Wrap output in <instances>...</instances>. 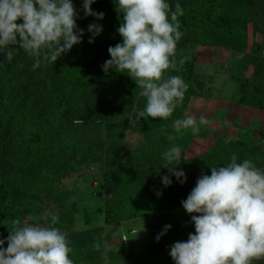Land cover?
Masks as SVG:
<instances>
[{"label": "trees", "instance_id": "16d2710c", "mask_svg": "<svg viewBox=\"0 0 264 264\" xmlns=\"http://www.w3.org/2000/svg\"><path fill=\"white\" fill-rule=\"evenodd\" d=\"M72 2L81 3L83 8V0ZM166 2L172 10L176 3L181 5L183 15L178 19L183 35L176 47L177 70L169 69L165 76H180L188 84V90L182 104L167 121L141 118L132 126L143 135V142L132 150H121V138L128 118L144 109L146 98L129 75L114 69L105 73L102 68L105 61L111 59L109 46L123 42L117 31L123 14L117 12L115 0H96L91 5L94 12L104 13L102 20L85 16L83 9L76 21L77 31L84 30L82 42L63 53L54 64L42 56L40 66L33 69L35 57L17 48L12 60L0 65V220L27 216L31 222L44 225L50 224L51 216L56 215L59 221L55 227L70 226L68 212L63 210L66 197L57 184L75 173L82 164L99 161L103 187L107 191L102 209L104 221L119 223L151 216L149 251L134 259L138 264H175L169 255L179 236L175 209L183 208L182 201L195 187L197 179L201 175H210L211 166H225L233 154L238 162L250 159L257 168L264 169V155L251 150L254 148L247 140L239 139L229 144L217 143L211 151L195 157H183L178 166H172L186 174L183 184L162 166L166 162L159 161L169 137L176 133L170 125L175 119L182 118L190 96L201 94L203 83L195 67V50L199 47H223L230 51L240 47L242 75H231L237 83L236 101L264 110V46L255 41L249 43L246 29L248 23H258L264 38V0ZM90 24L102 27L93 43H89ZM181 59L184 60L182 66L179 64ZM24 65L30 66V77L34 81L43 83L38 92L28 90L24 94L21 90L24 81L19 70ZM100 91L104 95L99 98L106 100L111 117L105 138L85 142L60 136L53 126V118L63 111L69 94ZM94 98L99 99L98 96ZM187 146L183 144V148ZM132 161L142 163L132 168ZM165 175L172 180L169 186L162 183ZM54 208H58L60 214L52 213ZM33 217H47L48 220H34ZM82 218L89 225L96 220V214L85 211ZM166 225H171L167 232L164 231ZM190 226L195 232L194 224ZM0 239L3 238L0 236ZM97 241L101 251L93 247ZM69 246L73 249L70 258L74 264H107L102 259V239L96 234L81 241L72 238ZM3 247H7V239ZM256 264H264V259L257 260Z\"/></svg>", "mask_w": 264, "mask_h": 264}, {"label": "clouds", "instance_id": "9594fccd", "mask_svg": "<svg viewBox=\"0 0 264 264\" xmlns=\"http://www.w3.org/2000/svg\"><path fill=\"white\" fill-rule=\"evenodd\" d=\"M95 2L83 0L85 16L102 20L104 13L94 12L91 7ZM115 3L117 12L123 14L117 29L123 42L109 46L111 59L102 68L105 73L109 69L126 73L142 89L146 104L129 118L130 126L137 125L141 118L167 121L188 90V84L180 76H165L169 69L177 70L176 47L183 35L178 17L183 15V9L176 3L172 10L166 0H115ZM76 21L77 10L72 0H0V53L11 61L14 51L23 49L35 57L33 69L40 66L42 56L54 64L63 53L82 42L84 30L77 31ZM88 31L92 33L89 43H93L102 27L90 24ZM179 64L182 66L184 60ZM208 124L204 116L197 121L195 116L186 115L175 119L170 127L176 133L190 129L193 135H198L200 126ZM162 155L166 161L162 166L181 184L186 182V174L172 167L181 162V148L173 145ZM162 183L169 186L172 180L165 175ZM182 206L191 215L195 233H189L187 241H177L171 246L169 255L175 264H253L264 258V169L257 168L252 160L238 162L233 154L225 166H211V174L197 179ZM58 221L56 215L51 216L50 224L44 225L38 222L22 225L20 219L12 220L6 248L5 240L0 239V264H74L66 234L55 227ZM170 228L171 225H166L164 231ZM93 247L101 251L100 242ZM110 251L105 246L102 252L105 262Z\"/></svg>", "mask_w": 264, "mask_h": 264}, {"label": "rangeland", "instance_id": "374dc122", "mask_svg": "<svg viewBox=\"0 0 264 264\" xmlns=\"http://www.w3.org/2000/svg\"><path fill=\"white\" fill-rule=\"evenodd\" d=\"M73 4L76 7L78 18L83 12L82 4H77L76 2ZM246 29L249 43L255 41L264 46V38L258 23L253 25L248 23ZM211 49L204 52L202 51L204 49L201 51L199 50L198 54L195 52L198 62V71L201 69L200 67H202V70L208 74L214 75L213 71L221 72L222 77L218 76L215 84L220 90L219 93L214 94L213 98L217 99V101L222 99L223 103L231 107L232 104L237 103V83L233 81L231 75L234 73L237 77H241L242 75L240 62L243 58L242 49H240V47L234 48L235 50L231 51L233 52L231 55L232 57L228 59L229 63L225 62L223 65L217 62L215 55H212L213 51H211ZM189 55L190 54L187 53V58H189ZM5 61V54L0 53V65ZM205 62L210 63L206 64ZM30 69L29 65H24L19 70V75L22 76L24 81L22 86L26 87L21 88L24 94L28 90L38 92L43 85L42 82L34 81L35 79L30 77ZM52 73L54 75L55 71L53 70ZM100 92H92L83 95L69 94L70 97L65 103L63 111L53 118V126L59 131L60 136L85 142L103 140L105 138L106 132L108 131L107 123L111 117L106 100L99 98V95H104ZM95 96H98L99 99L96 100L94 98ZM239 106L244 105L239 104ZM185 113L186 111L184 110L182 118L188 115ZM129 118H132V116ZM129 118L126 122L125 132L120 143V148L123 151L132 150L143 142L142 133L130 126ZM200 127L203 129L202 126ZM260 128L258 126L248 127L247 131L250 133V131H257ZM208 136H205L202 130L198 135H193L190 129L182 130L181 133L172 135L174 139L168 141V145L165 147L166 149H164L162 154L173 145H176L181 148L182 158H191L203 154V147L197 145L194 152L191 148H183V144H213V142L216 144H229L228 142L234 141V139H230L223 132H217L216 134ZM247 136H249V134ZM228 150L229 148L227 151ZM251 150L257 154H261L262 148H254ZM207 151L209 152V150ZM162 154L159 159L161 163L166 162ZM117 158H119V154H117ZM141 163V161L130 162L132 168L138 167ZM143 163L147 164L149 162ZM57 186L61 194L66 197L63 202V210L68 212L67 217L71 219L70 226L60 229L66 234L69 242L72 238L81 241L91 234L100 236L102 239V252L105 246L112 249V251L108 252L107 264H138L134 257L144 255L149 251L148 241L150 240L149 224L151 222V216L130 219L119 223H106L104 221L102 209L104 208L107 191L103 187L102 165L99 161L82 164L75 173L64 177ZM85 211L95 212L96 214V220L89 225H86L82 218L83 212ZM52 213L60 214V210L54 208ZM175 216L179 221L178 241H187L189 233H195L191 231V215H189L184 208H177L175 209ZM16 219H20L22 225L25 223L34 224L27 216H20ZM11 222L12 220H0V236L4 240H6L9 235V229L12 227ZM253 264H256V261H253Z\"/></svg>", "mask_w": 264, "mask_h": 264}, {"label": "crops", "instance_id": "0c3cea01", "mask_svg": "<svg viewBox=\"0 0 264 264\" xmlns=\"http://www.w3.org/2000/svg\"><path fill=\"white\" fill-rule=\"evenodd\" d=\"M208 49H211V51H213L212 55H215L217 62H219L221 65H223L225 62L229 63L228 59L232 57L231 55L233 54V52L223 47H199L195 51L198 54L199 50H202L204 52ZM197 63L198 62L196 60V71L200 76V81L203 83V87L201 94L197 96H190L187 107L185 109V114L195 116L197 121H199V118L201 116H204L206 119H208V125H201L203 127V129L201 130L205 134V136L211 134L213 135L217 132H223L230 139H234V141L237 139H247V141L250 142L251 147L262 148L260 153L261 155H264V110L248 106H239V104L237 103L232 104V106L229 107L225 103H223L222 99H219L217 101V99L213 98V96L215 93H219L220 88H217L215 84L217 77H222L221 72L213 71V74L217 75L214 76L212 74L205 73V71L202 70V67H200L201 69L198 71ZM205 63L207 64L210 62ZM254 126H258L259 128H261L257 131H250V133H248L247 128ZM246 134H249V136H247ZM197 145L202 146L204 149L203 152L207 153V150L211 151L216 146V143L213 142V144H188L186 149L191 148V150H194L195 152Z\"/></svg>", "mask_w": 264, "mask_h": 264}]
</instances>
